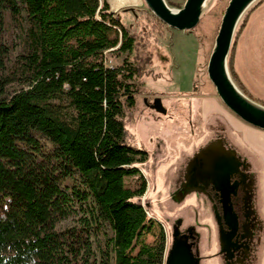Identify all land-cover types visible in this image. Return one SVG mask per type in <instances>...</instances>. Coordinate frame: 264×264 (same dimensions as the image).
<instances>
[{
  "label": "trees",
  "instance_id": "trees-1",
  "mask_svg": "<svg viewBox=\"0 0 264 264\" xmlns=\"http://www.w3.org/2000/svg\"><path fill=\"white\" fill-rule=\"evenodd\" d=\"M246 19L227 58L242 92L233 55ZM139 46L107 0H0V264H165L163 234L140 241L147 153L123 122L148 65ZM107 54L125 56L108 67ZM73 202L82 216L56 231Z\"/></svg>",
  "mask_w": 264,
  "mask_h": 264
},
{
  "label": "rangeland",
  "instance_id": "rangeland-1",
  "mask_svg": "<svg viewBox=\"0 0 264 264\" xmlns=\"http://www.w3.org/2000/svg\"><path fill=\"white\" fill-rule=\"evenodd\" d=\"M164 1L173 11L180 10L185 2V0ZM263 1L254 2L250 13L247 14V10L240 19L232 43L241 22L247 15L235 42L234 55L237 40L249 16ZM228 2L229 0H206L205 10L197 26L189 32H179L157 22L143 0L141 7L115 12L117 20L137 35L140 46L137 47L134 56L148 63L144 73L135 81L140 90L135 97V108L133 111H127L123 119L125 126L133 135L129 145L147 153V160L140 164L146 179V193L140 203L146 207L147 217L152 221L141 229L140 241L151 246L157 243L163 234L166 247L167 236H179L180 240L187 238L186 236L192 238L200 236L204 251H195L193 258L196 264H218L217 259L212 256L216 254L218 248L216 241L219 227L216 218L218 209L215 205L216 198L202 182L203 176L194 182L184 183L180 180L181 168L189 157L196 156V162L193 163V167H196V163H201L198 156L205 161L206 152L208 155L219 152L220 143H211L212 149L208 151L204 149L206 141L217 134L227 137L229 142L233 143L232 132L236 131V123H242L222 104L206 74L207 62ZM10 41L15 45L18 43L17 30L14 28L11 31ZM144 42L146 46L141 47V43ZM17 51L18 48H15L13 55ZM124 56L117 59L107 54L105 64L108 67H117ZM237 79L244 89L243 92L231 79L234 85L245 96L264 106L263 102H259L245 89L238 76ZM194 95L198 98H194ZM155 98L161 99L165 114H158L149 108ZM202 99L211 102L209 108L212 110L203 121L199 111ZM40 141L49 148L42 138ZM246 155L250 159V172L256 181L254 203L256 214H259V207L264 203L263 178L258 182L260 168L255 160L256 157L253 154ZM204 164L202 163L200 168L202 166L205 168ZM262 171L264 173L263 169ZM188 179L190 175L187 176ZM72 185L71 180H66L62 188L68 192ZM219 191L222 193L223 203H226L230 193L225 187ZM71 207L70 215L56 224V231L76 225L82 216V210H85V207L81 210L76 202H73ZM174 221L176 223L172 227L170 223ZM221 229L220 235L225 236ZM236 232L235 226L230 223L227 236H236ZM256 236L258 240L254 242L252 249L254 258L252 264H259V255L262 251V261H264V223L261 221ZM195 249L198 250V247Z\"/></svg>",
  "mask_w": 264,
  "mask_h": 264
},
{
  "label": "flooded vegetation",
  "instance_id": "flooded-vegetation-1",
  "mask_svg": "<svg viewBox=\"0 0 264 264\" xmlns=\"http://www.w3.org/2000/svg\"><path fill=\"white\" fill-rule=\"evenodd\" d=\"M211 143L221 144L220 149H218L219 152L210 153L212 155H208L206 152L204 155L206 156V162L202 160L201 156H198L201 163H196V167H193V163L196 162V156L187 158L181 168L180 180H183L182 182L184 183L194 182L200 176H203L202 182L205 184V188L216 198L215 205L218 209V217L216 218L219 222L218 236L216 238L218 248L216 249V254L212 256L217 259V263L252 264L254 260L252 249L254 242L258 240L256 234L260 223L254 203V175L250 172V164L246 162V159L238 153L237 149L226 137L220 134L213 136L206 141L204 149L207 151L212 149ZM221 150L223 152H220ZM202 163L205 168L204 166L200 168ZM188 175H190V179L187 180ZM224 187L230 193L226 203H223V196L221 191H219ZM175 223L174 221L170 224L173 227ZM230 223L236 228V236H227ZM220 228H222L221 231L225 236L220 235ZM178 237L167 236L165 247L167 254L175 242H184L189 245L193 257L195 251H204L200 236L194 238L186 236L187 238L181 240ZM195 247H198V250Z\"/></svg>",
  "mask_w": 264,
  "mask_h": 264
},
{
  "label": "water",
  "instance_id": "water-1",
  "mask_svg": "<svg viewBox=\"0 0 264 264\" xmlns=\"http://www.w3.org/2000/svg\"><path fill=\"white\" fill-rule=\"evenodd\" d=\"M206 0H185L178 11L171 10L164 0H143L148 11L166 27L189 32L194 29L204 10ZM257 0H229L221 18L214 46L209 56L206 74L222 104L241 122L264 131V106L245 96L232 82L227 70V58L236 27L250 6ZM149 108L158 114L166 111L161 99L155 98ZM165 264H196L186 243L175 242L168 251Z\"/></svg>",
  "mask_w": 264,
  "mask_h": 264
},
{
  "label": "crops",
  "instance_id": "crops-1",
  "mask_svg": "<svg viewBox=\"0 0 264 264\" xmlns=\"http://www.w3.org/2000/svg\"><path fill=\"white\" fill-rule=\"evenodd\" d=\"M107 1L111 11L114 13L127 8L141 7L142 5V0ZM234 69L245 89L257 98L259 102L264 103V1L249 16L237 40ZM194 96V98H198L196 95ZM209 102L207 99L200 101L199 111L202 121L212 112L209 108ZM242 123H236V131L232 132L234 135L233 143H230L234 147L236 145L238 153L246 159L248 164H250V159L246 154H253L256 157L255 160L260 168L258 182H261L263 178L264 183V173L262 171V169L264 170V131ZM255 184L256 181H254V186ZM257 217L260 219L259 222L264 223V203L259 207ZM259 256V264H264V261H262L263 251Z\"/></svg>",
  "mask_w": 264,
  "mask_h": 264
}]
</instances>
